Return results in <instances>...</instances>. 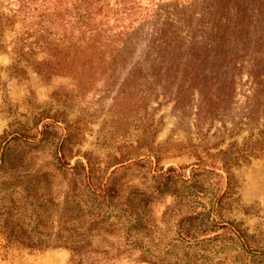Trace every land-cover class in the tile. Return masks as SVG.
I'll list each match as a JSON object with an SVG mask.
<instances>
[{"label": "rangeland", "instance_id": "obj_1", "mask_svg": "<svg viewBox=\"0 0 264 264\" xmlns=\"http://www.w3.org/2000/svg\"><path fill=\"white\" fill-rule=\"evenodd\" d=\"M0 264H264V0H0Z\"/></svg>", "mask_w": 264, "mask_h": 264}, {"label": "trees", "instance_id": "obj_2", "mask_svg": "<svg viewBox=\"0 0 264 264\" xmlns=\"http://www.w3.org/2000/svg\"><path fill=\"white\" fill-rule=\"evenodd\" d=\"M227 1V0H226ZM220 5H222V3L220 2L219 3V7L217 8L218 10H213L211 12H213L212 15H214L216 12L219 13V17H221L223 20H225V16L223 14H221L223 11H221L222 9V6L220 7ZM216 7V5H214ZM178 11L174 12V15H175V19L177 22H182L184 23L185 25H191L193 23V13H198V9H197V5L195 4L193 6V9L189 8V13H186L184 8H177ZM166 16V15H165ZM164 16V19L162 20L161 22V25L159 27V29L157 30L158 32V38L161 39L162 43H166V39H170V34H171V25L170 23L168 22L167 19L169 18H165ZM224 16V17H223ZM220 19V18H219ZM221 20V19H220ZM215 23H217V21H214ZM170 35V36H169Z\"/></svg>", "mask_w": 264, "mask_h": 264}]
</instances>
